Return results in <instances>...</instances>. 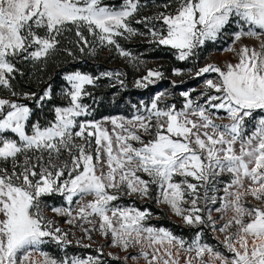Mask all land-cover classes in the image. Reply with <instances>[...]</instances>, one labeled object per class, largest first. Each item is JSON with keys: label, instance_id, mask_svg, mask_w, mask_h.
I'll return each mask as SVG.
<instances>
[{"label": "snow or ice", "instance_id": "1", "mask_svg": "<svg viewBox=\"0 0 264 264\" xmlns=\"http://www.w3.org/2000/svg\"><path fill=\"white\" fill-rule=\"evenodd\" d=\"M141 7L140 0H124L119 7L103 0H0V88L16 98L0 97V264H101L99 256L68 255L66 246L73 243L69 232L45 214L44 198L53 194L68 206L51 211L70 217L66 223L84 233L78 245L96 231L125 252L138 247L139 255L125 261L180 264L182 249L189 254L185 264H264V115L256 118L264 113V0H170L157 5L164 10L136 20L148 30L151 42L177 50L179 60L232 30V45L225 50L234 53L236 62L199 68L196 76H217L205 79L196 100L182 92V109L159 107L161 93L150 107L144 106V115L105 118L113 125L109 132L100 121L88 119L92 112L83 103L90 95L85 86L99 77L80 71L66 74L67 104L54 106L52 119L45 123L33 120L34 109L22 101L43 109L53 99L51 85L42 94L13 87L16 74L24 75L17 64L46 62L61 50L67 33L74 32L81 53L85 48L94 53L87 31L100 46L112 45L121 56L135 59L115 37L145 34L129 23ZM245 37L259 41L258 47H235ZM63 51L74 55L69 48ZM173 73L182 74L180 69ZM161 76L150 69L137 86L146 87L145 81L153 83V77ZM250 119L256 121L251 130ZM141 132L150 138L145 140ZM153 188L156 202L187 225L224 233L222 243L231 256L204 243L201 232L189 242L164 227L146 225L148 210L114 203L121 195L149 198ZM249 196L257 203L248 201ZM201 201L205 206L219 204L216 212L233 215L217 227L213 209H207L206 218L202 215L206 209ZM49 242L64 256L41 250Z\"/></svg>", "mask_w": 264, "mask_h": 264}, {"label": "rangeland", "instance_id": "2", "mask_svg": "<svg viewBox=\"0 0 264 264\" xmlns=\"http://www.w3.org/2000/svg\"><path fill=\"white\" fill-rule=\"evenodd\" d=\"M123 2L124 0H103L105 5L113 7H119ZM169 2L170 0H140L142 7L139 13L130 19L129 23L140 33L145 34L130 36L125 33L124 37H115L117 42L120 44V47L130 52L131 56L135 59L121 56L117 49L112 45L100 46L95 37L88 34L87 31H85L84 34L89 40L91 47L94 48V53L90 51V48H85L83 53L79 51V48L75 43L77 38L75 37L74 32L67 33L66 38L62 40V43L65 42L67 47L69 46L68 48L74 53L73 56H69L68 61L76 63V65L70 67L68 66L66 68V71L63 73V78L66 74L74 71H80L94 77H99L94 85L85 86L86 91L90 93V95L83 98V103L89 105V110L92 112V115L88 117V119L100 121L102 126L107 128L109 132L112 131L113 125L105 118L123 117L125 119H131L136 114L144 115L146 114L144 112V106L150 107L153 99L161 93L163 96L159 102V107L165 108L169 105H175L177 109H182L185 102V98L181 95L182 92H189L191 98L196 100L200 96L201 91L204 89L205 79H215L217 76L216 73H205L203 76H196V71L199 68H202L207 64H215L224 68L228 62H236L234 53L225 50L232 45L231 29H229L227 33L219 36L216 41H206L205 45L195 49L194 56L189 57L187 60H179L185 62V65L183 66L177 64L170 58H149L150 56H147V51L152 48V46L149 45L153 43L151 42L152 37L147 35L148 30L144 27V25L137 24L136 20L143 16H151L164 10L162 7H157V5H163ZM241 43L257 47L259 45V41L256 39L245 37L242 41L238 42L235 47L239 48ZM172 50L174 51L165 53H171L177 58V50ZM21 63L24 65L29 62H19V64ZM150 69L161 72L162 76L159 79L153 77V83L145 81L144 83L147 84L146 87H138L137 81L147 75V72ZM173 69H180L182 74L179 76L175 75L173 73ZM105 72H119L120 75L118 77L115 75L112 77L102 76L101 73ZM65 84L59 85L56 89V98L65 103L64 105L67 104V100L63 96V91L64 89L70 87L66 81ZM14 89L17 92H35L42 94L45 88L41 89V86H37L33 87L31 90H27L15 86ZM0 97L16 99L10 96L7 89L3 88H0ZM22 102L29 104L30 107L34 104L33 102L26 100ZM47 103L48 102H46L44 106H46ZM137 109L140 110L139 113L137 112ZM219 115L223 116L224 113L221 111ZM259 115H264V113L257 114V119L259 118ZM47 120H50V117L44 116V123ZM227 122V120L217 121V123ZM255 122V120H249L247 125L249 130H251ZM140 134L145 140L150 138L143 132ZM223 179L227 180L228 177L225 176ZM217 195H222V192L217 193ZM155 197L156 191L155 188H153L152 196L149 198H141L137 195H121L120 199L114 203L123 207H135L141 211L148 210L151 215L144 222L146 225L157 228H166L163 224L167 219L182 228L187 229V231L180 230L178 234H175L173 231L166 228L174 235L182 237L186 241L190 242L197 232H201L202 241L204 243H208L215 250H219L226 256H231V253L227 251L222 243L225 235L224 233L214 231L211 227L206 225H200L197 227L187 225L183 219L175 215L167 205L158 204ZM86 199L90 200L92 197L89 196ZM247 200L251 201L253 204L257 203L250 196ZM44 201L48 205L45 213L47 218L54 220L57 226L61 227L64 231L69 232V239H71L73 243L66 246L68 255H77L83 258H86L87 256H99L101 264H145L142 258L138 261H133L130 258L125 261L124 259L126 256H138V247L130 248L127 252H125L121 248L111 246V238L104 237L96 231L91 233V240L86 238L82 239L81 244L78 245L76 241L81 239L84 236V233L74 225L66 223L70 217L57 215L51 211L53 207H67L68 205L64 198L59 194H53L45 197ZM218 206L219 204H208L205 206L203 201L200 202V207L206 209L202 213L205 218L207 216V209H213L212 216L217 221V227L233 215L231 212H228L226 215L216 212L214 209ZM72 208L73 215H75L77 205L74 203ZM222 215L224 216L223 219H221ZM235 230V228L231 229V231ZM84 244H89L91 247L85 248L83 247ZM98 249L102 251H98ZM41 250L48 252L50 256L55 258H61L65 254L60 247L52 242L41 245ZM149 251H151V249H149ZM173 252L175 253L176 249H173ZM179 252L180 264H185V260L188 258L189 254L184 252L182 249L179 250ZM110 253L111 255H109ZM34 255L37 260L42 259L39 257L38 253H35ZM191 255L194 256V253ZM205 259H208L207 255L205 256ZM193 264H196V261H193ZM216 264H219V262L217 261Z\"/></svg>", "mask_w": 264, "mask_h": 264}, {"label": "trees", "instance_id": "3", "mask_svg": "<svg viewBox=\"0 0 264 264\" xmlns=\"http://www.w3.org/2000/svg\"><path fill=\"white\" fill-rule=\"evenodd\" d=\"M152 46L147 52V56H150L151 59H164L170 58L177 64L183 66L185 65L184 61H179L173 54L165 53L174 51L170 47L164 45H158L156 43L149 44ZM157 46V47H156ZM69 47V46H68ZM66 43L61 44V50L58 51L54 56L50 57L46 62H35L28 64H17V67L21 69L24 75L16 74L15 79L12 81L14 87H21L27 90L33 89V87L41 86L42 88H47L51 85L53 90V99L51 102H48L43 109L37 108L35 104H32L35 115L33 120L39 119L41 123H44V116L50 117L52 119L53 113L51 109L54 106H62L65 103L56 98V89L59 85L65 84L63 73L66 71V68L69 66H74L76 63L68 61L69 56L66 52L63 51V48H68ZM158 48V49H157ZM169 50V51H168ZM66 86V84H65ZM154 208V207H153ZM163 226L173 231L175 234H178L180 230L187 231V229L182 228L181 226L165 220Z\"/></svg>", "mask_w": 264, "mask_h": 264}]
</instances>
